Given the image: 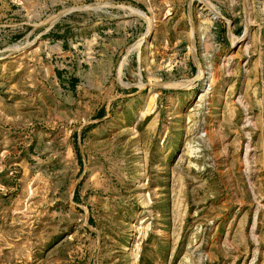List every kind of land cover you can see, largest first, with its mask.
Returning <instances> with one entry per match:
<instances>
[{"label": "rangeland", "instance_id": "1", "mask_svg": "<svg viewBox=\"0 0 264 264\" xmlns=\"http://www.w3.org/2000/svg\"><path fill=\"white\" fill-rule=\"evenodd\" d=\"M0 264H264V0H0Z\"/></svg>", "mask_w": 264, "mask_h": 264}]
</instances>
